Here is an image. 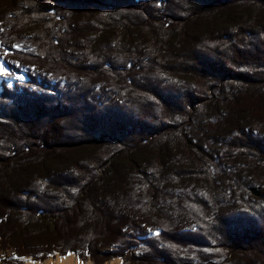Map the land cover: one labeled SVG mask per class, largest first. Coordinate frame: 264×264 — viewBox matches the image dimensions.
<instances>
[{
    "label": "trees",
    "instance_id": "16d2710c",
    "mask_svg": "<svg viewBox=\"0 0 264 264\" xmlns=\"http://www.w3.org/2000/svg\"><path fill=\"white\" fill-rule=\"evenodd\" d=\"M0 59L5 264H264V0H0Z\"/></svg>",
    "mask_w": 264,
    "mask_h": 264
},
{
    "label": "rangeland",
    "instance_id": "374dc122",
    "mask_svg": "<svg viewBox=\"0 0 264 264\" xmlns=\"http://www.w3.org/2000/svg\"><path fill=\"white\" fill-rule=\"evenodd\" d=\"M108 68H110V67H108ZM1 70H2V72L4 73V69H3V65L1 64V66H0V74H1ZM12 253H11V250L10 251H5V253H0V264H2V259H7V258H9L10 257V255H11ZM50 255H51V253L49 254V255H47V258L46 259H44L43 261H41V263L42 262H45V261H47V260H54V259H56V255H58V254H53L51 257H50ZM59 256V255H58ZM75 256V255H74ZM68 257V256H67ZM49 258V259H48ZM76 258V257H75ZM77 259V258H76ZM77 261H78V259H77ZM27 262H31V263H33L31 260H29V259H27V260H24V264H26ZM38 262V261H37ZM37 262H35V263H37ZM78 262H81V261H78ZM82 263V262H81ZM86 263H91L92 264V262H91V260H88L87 262H85L84 264H86ZM104 264H123L121 261H120V259L119 258H117V257H114V258H111V259H109L108 261H106V262H104Z\"/></svg>",
    "mask_w": 264,
    "mask_h": 264
},
{
    "label": "bare ground",
    "instance_id": "6f19581e",
    "mask_svg": "<svg viewBox=\"0 0 264 264\" xmlns=\"http://www.w3.org/2000/svg\"><path fill=\"white\" fill-rule=\"evenodd\" d=\"M26 264H84V263L78 262L74 255H70L67 258L56 255V259L54 260H47L42 263L27 262ZM86 264H91V263H86Z\"/></svg>",
    "mask_w": 264,
    "mask_h": 264
},
{
    "label": "water",
    "instance_id": "95a60500",
    "mask_svg": "<svg viewBox=\"0 0 264 264\" xmlns=\"http://www.w3.org/2000/svg\"><path fill=\"white\" fill-rule=\"evenodd\" d=\"M108 67H110L108 65ZM92 70V69H91ZM250 192L252 193V195H254L255 197H258L259 196V188H253L250 190Z\"/></svg>",
    "mask_w": 264,
    "mask_h": 264
}]
</instances>
